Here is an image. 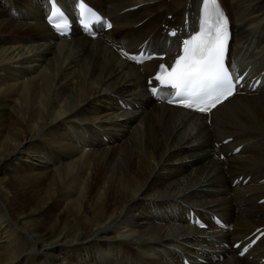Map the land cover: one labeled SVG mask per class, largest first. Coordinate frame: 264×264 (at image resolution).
Wrapping results in <instances>:
<instances>
[{
  "label": "bare ground",
  "instance_id": "obj_1",
  "mask_svg": "<svg viewBox=\"0 0 264 264\" xmlns=\"http://www.w3.org/2000/svg\"><path fill=\"white\" fill-rule=\"evenodd\" d=\"M88 1L114 21L97 38L53 33L49 0H0V264H264V235L234 247L264 226L262 86L210 116L154 98L158 61L121 50L172 58L202 0ZM221 1L229 65L264 79V0Z\"/></svg>",
  "mask_w": 264,
  "mask_h": 264
},
{
  "label": "snow or ice",
  "instance_id": "obj_2",
  "mask_svg": "<svg viewBox=\"0 0 264 264\" xmlns=\"http://www.w3.org/2000/svg\"><path fill=\"white\" fill-rule=\"evenodd\" d=\"M52 3L53 15L49 16L50 22L57 12L54 0ZM80 6L87 7L82 0ZM201 11L199 33L184 41L182 54L177 56L174 63L159 66L155 80L175 90V96L169 103L208 112L232 96L236 85L224 62L228 39L227 20L220 11L217 0H203ZM96 20L101 24L105 23L98 15ZM107 26L111 27V24ZM54 27L57 30L66 29L67 23H56ZM121 54L138 61L136 56H129L124 50H121ZM150 91L156 95L158 89L151 87Z\"/></svg>",
  "mask_w": 264,
  "mask_h": 264
},
{
  "label": "rangeland",
  "instance_id": "obj_3",
  "mask_svg": "<svg viewBox=\"0 0 264 264\" xmlns=\"http://www.w3.org/2000/svg\"><path fill=\"white\" fill-rule=\"evenodd\" d=\"M228 2H230V0L228 1ZM236 20H237V18H236ZM236 20H235V22H236ZM242 20V18H239V21H241ZM95 106H97V107H100L101 106V104H98V105H95ZM69 132V131H68ZM28 146V145H27ZM25 147V149L22 151V156H23V159L25 160V157L24 156H26V152L25 151H27L26 149L28 148V147ZM18 155V154H17ZM6 170H11V168H6ZM20 210L19 209H17L16 210V212H19ZM66 224H68V223H66ZM68 226V225H67ZM66 226V227H67ZM64 230H66V229H64ZM49 239V238H48ZM84 240H81L80 242L82 243ZM205 258H202V259H206V261L207 262H202L203 264H209V261H210V258H212L211 256L209 257V256H204Z\"/></svg>",
  "mask_w": 264,
  "mask_h": 264
}]
</instances>
